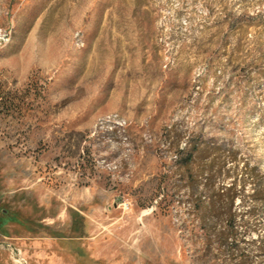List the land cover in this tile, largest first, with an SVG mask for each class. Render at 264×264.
<instances>
[{"label": "rangeland", "instance_id": "1", "mask_svg": "<svg viewBox=\"0 0 264 264\" xmlns=\"http://www.w3.org/2000/svg\"><path fill=\"white\" fill-rule=\"evenodd\" d=\"M110 114L125 124L100 126ZM245 164L264 183V0H0V215L24 222L11 233L85 235L65 264H242L220 219L209 243L186 227L188 194L209 200L212 183H235L237 213L254 204ZM237 223L264 264V215L243 239Z\"/></svg>", "mask_w": 264, "mask_h": 264}, {"label": "trees", "instance_id": "2", "mask_svg": "<svg viewBox=\"0 0 264 264\" xmlns=\"http://www.w3.org/2000/svg\"><path fill=\"white\" fill-rule=\"evenodd\" d=\"M177 154L178 159L176 160V163L180 167H185L188 170L193 162L196 161L197 152L192 147L179 149ZM255 170V167L249 168L246 164L242 169V202L251 201L254 202V204L246 205V207H244L245 205H242V213L240 214L233 208V202L237 195V192L234 191L235 183L228 187L224 185L215 187L214 183L208 185L206 187L207 193L205 196H208L209 200H204L201 192L195 191H191L187 197V200L190 203L188 214L191 216L188 221L192 222V227L188 225L186 229L190 227V231L195 233V227L198 228L199 230L197 233L204 241L209 243L211 240L212 228L210 218L216 217L220 219L226 226L218 232V241L221 247L228 251L230 256L234 259L237 257L242 258V264H248L251 261V254L247 247L242 246L241 248L237 243L239 240L238 234L240 233L237 228V219L242 218L243 239V237L250 231V220L264 215V183L262 180H257V173ZM205 172L206 168L201 169L198 175L191 174V177L194 175H196V177H202ZM205 178H207V176ZM247 182H252L254 186L252 187V192L243 194L244 186ZM224 200H228L229 203L224 205L222 203ZM8 217L13 218L14 216L8 215ZM195 223H197V225H195ZM259 252L264 253V244L259 246Z\"/></svg>", "mask_w": 264, "mask_h": 264}, {"label": "crops", "instance_id": "3", "mask_svg": "<svg viewBox=\"0 0 264 264\" xmlns=\"http://www.w3.org/2000/svg\"><path fill=\"white\" fill-rule=\"evenodd\" d=\"M78 218H73L70 220L68 225L70 230H77ZM23 225L24 222L16 217H8L7 214L0 215V236L9 238L15 242L23 250L24 256L27 258L28 263L31 264V258L35 256H50L53 254L54 264H65L60 254L63 252H68L69 254H75L76 256H81L85 252V244L81 245V240L85 239V235L81 234H65L63 232H50L48 230L38 232L35 229L28 228V233H11L8 225ZM49 225V224H45ZM6 254L9 261L13 264L15 263L8 251L0 249V254Z\"/></svg>", "mask_w": 264, "mask_h": 264}, {"label": "built area", "instance_id": "4", "mask_svg": "<svg viewBox=\"0 0 264 264\" xmlns=\"http://www.w3.org/2000/svg\"><path fill=\"white\" fill-rule=\"evenodd\" d=\"M104 122H113L117 125L123 126L125 121H122L117 114H110L101 118L99 125ZM0 249L9 252L11 259L17 264H27L28 260L23 254V250L15 244V242L9 238L0 236Z\"/></svg>", "mask_w": 264, "mask_h": 264}]
</instances>
